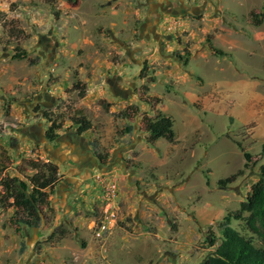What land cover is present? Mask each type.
<instances>
[{
	"label": "rangeland",
	"instance_id": "1",
	"mask_svg": "<svg viewBox=\"0 0 264 264\" xmlns=\"http://www.w3.org/2000/svg\"><path fill=\"white\" fill-rule=\"evenodd\" d=\"M252 12L264 13V0H0V172L26 181L36 173L28 161L40 160L60 177L38 229L0 208V264L207 260L264 164V16L256 26ZM131 106L132 119L116 116ZM45 111L63 116L54 141ZM78 111L93 124L80 137ZM159 113L173 119L175 141L150 145L143 118ZM239 144L253 163L222 188L244 167ZM110 181L118 222L98 239L91 227Z\"/></svg>",
	"mask_w": 264,
	"mask_h": 264
},
{
	"label": "trees",
	"instance_id": "2",
	"mask_svg": "<svg viewBox=\"0 0 264 264\" xmlns=\"http://www.w3.org/2000/svg\"><path fill=\"white\" fill-rule=\"evenodd\" d=\"M263 16V12H252L250 14L251 21L256 26L261 24L260 18ZM16 52L15 59L23 60L27 58V52L19 47H16ZM219 54L223 56V53ZM146 70L145 67L141 71L143 79L146 78L144 76ZM155 82L154 77L147 78L148 84ZM80 86L81 82L77 81L75 88ZM149 92L150 88L145 85L143 95L147 104H151L150 99L147 97ZM133 108L136 107L131 106L116 116L120 119H132L136 115V112L131 111ZM43 116L50 123L49 133L46 134L47 139L54 141L58 136L55 132L62 126L63 121L61 119L63 116L57 117L47 111L44 112ZM71 121L76 126V134L79 137L93 129L92 122L79 111L71 117ZM143 127L144 132L147 134L146 141L150 145H155L160 139H165L169 143L175 141L174 122L171 117L160 113L155 118L145 116ZM132 130L133 127L127 125L117 134L123 137L130 134ZM98 144L97 141L90 144L92 153L100 164L105 165L109 162L110 153L104 152L98 147ZM239 148L242 150L241 144H239ZM243 154L245 158L243 169L238 170L226 179L220 180L218 182L220 187L227 188L236 183L250 169L253 163V155L246 151H243ZM261 155L264 156V143L261 147ZM28 166L36 173L26 181L18 177L2 176V172H0V186L2 189L0 208L3 210L14 208L17 218L13 222L20 223L26 228L38 229L43 221L44 211L53 212L50 197L60 183L59 168L53 162L40 160H30ZM4 168L3 166L2 170ZM259 176V181L253 186L247 201L241 204L239 210L229 213L224 218L223 223L220 224L221 243L213 254L201 264H264V164L259 169ZM234 221L242 223L243 232L231 226Z\"/></svg>",
	"mask_w": 264,
	"mask_h": 264
},
{
	"label": "built area",
	"instance_id": "3",
	"mask_svg": "<svg viewBox=\"0 0 264 264\" xmlns=\"http://www.w3.org/2000/svg\"><path fill=\"white\" fill-rule=\"evenodd\" d=\"M117 185L110 181L105 184L104 205L100 212L98 224L93 223L91 229L96 238L101 239L108 236L118 222V211L114 204L116 197Z\"/></svg>",
	"mask_w": 264,
	"mask_h": 264
},
{
	"label": "flooded vegetation",
	"instance_id": "4",
	"mask_svg": "<svg viewBox=\"0 0 264 264\" xmlns=\"http://www.w3.org/2000/svg\"><path fill=\"white\" fill-rule=\"evenodd\" d=\"M100 163V162H99Z\"/></svg>",
	"mask_w": 264,
	"mask_h": 264
}]
</instances>
